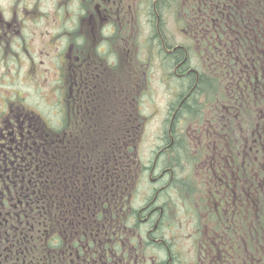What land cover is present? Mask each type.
Returning <instances> with one entry per match:
<instances>
[{"label": "trees", "instance_id": "trees-1", "mask_svg": "<svg viewBox=\"0 0 264 264\" xmlns=\"http://www.w3.org/2000/svg\"><path fill=\"white\" fill-rule=\"evenodd\" d=\"M162 2L169 6L166 0ZM178 4L173 12L179 17L177 23L184 30L186 42L170 43L165 32L161 36L163 21L159 27L154 26L153 32L161 56L166 46L182 44L163 59L189 70L186 77H178L179 87H194L189 96L193 99L185 100L176 119L180 114L203 121L209 111L216 110L222 114L218 125L224 123L219 127L221 131L215 128L216 132H209L216 133L224 148L223 174L211 175L213 184L223 187V199L217 204L206 202L209 220L217 231H211L213 237L208 238L212 245L217 240H223L224 245L222 254L213 256V264H236L239 258L264 259V0H189L184 7L181 1ZM193 54L204 64V70L191 63ZM188 76L187 81L181 80ZM140 79L129 82L124 89L115 83L114 93L99 83L98 91L92 82L94 90L82 94L88 116L83 115L82 107L77 108V96H71L72 103L61 105L60 122L45 127L51 138L45 141L42 132L36 134L32 155L37 168L31 175L30 225L23 233L21 229L17 236L4 239L6 249H0V264H64L61 209L65 191L72 212H64L72 222L69 240L78 233L84 235V241L85 233L89 236L98 229L99 247L103 243L107 247L108 238L119 240L124 227L133 225L132 210L127 212L128 200L142 178L136 173L138 147L148 118L141 108ZM184 92L176 95L177 100ZM69 95L67 91L66 97ZM177 105L174 102L171 108ZM210 140L215 141L211 134ZM188 146L181 139V146L171 147L169 159L161 160L167 157L163 155L159 162L178 165L174 185L180 201L194 211L198 224L199 209L193 207L196 186L192 164L199 159ZM213 155L219 157L220 153ZM185 161L192 168L190 173L184 171ZM79 179L82 184L77 182ZM203 199L201 196L197 203L204 205ZM197 227L205 250L210 241L204 239L203 232L200 234L199 224ZM73 245L79 246L77 239ZM88 246L92 249L91 238Z\"/></svg>", "mask_w": 264, "mask_h": 264}, {"label": "flooded vegetation", "instance_id": "flooded-vegetation-1", "mask_svg": "<svg viewBox=\"0 0 264 264\" xmlns=\"http://www.w3.org/2000/svg\"><path fill=\"white\" fill-rule=\"evenodd\" d=\"M143 1L145 0L141 2ZM147 1L152 3L155 11L161 4V0ZM133 3H139V0H0V64L16 63L15 68H10L9 71L3 72L0 69V249H6L4 239L7 240L10 235L17 236L21 229L23 233V229L30 225L28 207L31 204V175L37 168L32 155L37 144L36 134L42 132L45 141L51 138L48 128L45 129L50 123L36 117L31 100L24 96L22 90H18V82L31 88V58H35L31 51L36 34H40L38 26L46 25L48 30H51L47 34L50 42L47 46L51 48L55 43L57 47L54 57L59 59L60 85H63V91L70 92V97L76 92L77 108L82 107L84 110L86 99H83L82 94L96 87L99 91L100 84L97 86L99 83L97 77L100 41L123 37H128V41L131 39L128 34L130 24L132 25V22L135 25L139 24L135 18ZM146 6L147 3L138 4L137 9H146ZM143 11L145 10H141L139 15ZM107 29H111V33H107L105 31ZM41 33L39 37L44 38L46 33ZM23 66L27 69L26 79L20 77V74L18 77L13 76ZM175 72L180 77L188 75L185 74L186 69L180 63L175 66ZM4 78L6 82L3 81ZM92 82L94 88L90 86ZM7 86L9 88L4 90ZM190 88V86L186 88L187 92L173 114L178 113L193 92L194 87ZM68 99L73 102V99ZM68 99L64 101L69 103ZM189 99H193V96ZM177 113L174 116L172 114L168 135L162 138V144L155 152L153 160L137 165L136 173L142 178L140 184L130 193L127 208L129 214L132 210L130 224L133 225L124 227L125 233L119 237V240L108 238V246L103 243L99 247L97 229L89 236L85 233L84 241V235L76 233L73 237L77 239L79 246H74V239L69 240L68 237V227L72 224L68 220L71 217L67 215L72 213L67 204L68 192L63 193L64 203L61 211L65 227L64 264H213L216 261L213 256L218 252L222 254L223 240H217L221 245L215 242L212 245V239L208 238L213 237L211 233L216 230L212 220H209L210 215L208 216L206 209V202L210 204L214 201L217 204L223 199L221 194L223 187L221 189V184L219 186L213 184L211 175L213 177L223 174L224 148L219 145L216 133H210L215 141L210 140L209 134L216 132L215 128L221 131L219 127L224 123L218 125V119L222 114L216 110L209 111L203 122L194 119L193 116L180 117V114L176 119ZM83 115L88 116L85 110ZM189 121L194 123L195 132L185 130V126L190 125ZM202 123L206 125L203 127ZM207 124L212 128L209 129ZM181 139L188 143L192 155L199 159L192 164V167H195L193 176L195 175L194 183L198 181L203 189L197 200L203 196L202 201L205 204H198L193 195L195 201L193 207L199 209L200 234L203 232L204 239L210 241L205 246V250L200 243L195 213L192 209L185 208L174 185L179 175L178 165L159 162L163 155L167 157H162L161 160L169 159L171 147L181 146ZM49 149L50 147L48 154ZM214 152H219V157H215ZM217 163L219 165L214 167ZM182 165L185 172L192 171L186 161L182 162ZM77 182L82 184L80 179ZM143 186L145 191L140 195ZM180 207L191 212L195 222L192 230L194 249L189 252L192 254V262L188 261L190 255L185 257L181 255L178 244L172 237L176 236L175 229L181 227L178 217L172 210L175 208L178 211ZM90 238L92 249L88 246ZM214 239H218L217 236ZM214 246L217 247L214 249ZM236 264H264V259L239 258Z\"/></svg>", "mask_w": 264, "mask_h": 264}, {"label": "rangeland", "instance_id": "rangeland-1", "mask_svg": "<svg viewBox=\"0 0 264 264\" xmlns=\"http://www.w3.org/2000/svg\"><path fill=\"white\" fill-rule=\"evenodd\" d=\"M141 1L142 0H139V3H133L136 16L135 18L139 21L142 20L141 26L140 24L135 25L133 22L132 25L130 24L128 34L131 36L129 37L131 39L128 41V37H123L117 40L112 39V46L110 47L111 51L107 53L111 54L107 55V59L110 60V62L108 61L107 63V59L98 61V81L100 85H104L113 91L117 86L124 89L129 82L133 80L138 81L141 77L140 81L142 82V87H147L148 90V95L143 100L141 96L144 112L148 118L145 133L142 139V146L140 148V155L142 156L143 162H148L155 155L154 152L157 148H159L162 138L168 135V127L171 119V104L177 100L176 95L180 86L178 83L180 79L174 78L171 74L174 70L172 62L170 64L168 59L164 60L163 55L161 58H156L157 51L153 49L154 44H152L153 42L149 39V35L152 33V30L154 32L155 23L152 26V29L145 23L148 22L145 11L141 12L140 17L138 16L141 10H145L137 9L138 4L148 3L147 0L143 2ZM173 1L176 6L179 1L187 2L189 0ZM166 3L169 4L168 7H172V9L165 6L160 9V11H162L161 18L163 21V33L165 32L169 34L170 43L173 41L186 42L184 30L177 23L179 17L176 12L174 19L172 0H166ZM38 28L40 34H36L33 51H31V54H33L32 56H35V58H31V88H28L27 85L24 86L21 82H18V90H22L24 96L31 100L33 110L37 111L41 117L47 118L51 120L53 124H56L62 119L61 105L63 103H61L63 87L59 83V59L54 57L57 52L55 51L57 47L55 46V43L51 46V48L47 46V44H50L47 34L51 32V30H48V26L40 25ZM139 28L142 41L138 43L136 40V34H138ZM105 31L107 33H111V29H107ZM41 32L46 33L44 38L39 37V35H42ZM173 36H176L175 39H173ZM136 54H138V56ZM131 55V59L128 60ZM109 56L111 57L109 58ZM191 63L198 64L201 71L204 70V64H202L195 54L192 56ZM15 65V62H11L8 65L0 64V69L3 72L9 71L10 68L14 69ZM19 69H21V67ZM26 70L27 69L23 66V68L13 76L18 77L20 74V77L26 79ZM188 79L189 76L187 78H182L181 80L187 81ZM116 80H122L123 82L120 83ZM3 81L6 82V78H4ZM115 83L118 85L116 86ZM8 88L9 86L4 87V90ZM140 92L142 95L141 89ZM57 105L61 107L57 108ZM189 122L190 125H186L185 130L187 132H195L194 123L192 121ZM205 125L206 124L202 123L203 127ZM195 186L193 195L196 201L198 196L202 194V186L198 183V181ZM144 191L145 187L143 186L139 194L141 195ZM195 201H193V204ZM185 208H187L186 205ZM172 211L173 214L178 217V221L181 226L175 229L176 236L172 237L178 244L181 255L184 257L190 255L188 261L192 262V254L189 252H192L194 249L192 230L195 227V222L192 219L191 212H188L183 207H180L178 211L173 208Z\"/></svg>", "mask_w": 264, "mask_h": 264}]
</instances>
